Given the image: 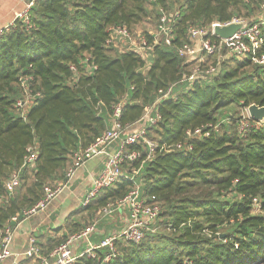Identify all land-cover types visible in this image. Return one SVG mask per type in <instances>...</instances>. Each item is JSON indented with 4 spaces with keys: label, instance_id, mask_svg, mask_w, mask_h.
<instances>
[{
    "label": "trees",
    "instance_id": "obj_1",
    "mask_svg": "<svg viewBox=\"0 0 264 264\" xmlns=\"http://www.w3.org/2000/svg\"><path fill=\"white\" fill-rule=\"evenodd\" d=\"M146 1L34 0L27 12L29 28L16 19L2 30L0 228L14 226L10 218L20 220L21 212L42 198L45 185L65 180L74 152L109 126L114 104L121 102L120 124H135L158 92L175 83L157 102L160 119L146 132V137L151 131L156 135L154 151L147 158L148 149L139 144L142 157L126 162L134 173L123 174L121 168L122 176L80 207L100 209L137 187L141 197L155 196L156 223L167 232L156 230L155 223L138 243L117 241V255L110 260L102 262L105 250L95 249L94 258L84 255L75 264H264V121L239 133L240 117L221 113L233 104L264 106V62L253 61L264 56V22L263 44L254 56L229 57L233 66L211 79L178 83L187 62L176 52L189 25L241 18V8L249 15L259 12L261 0H183L171 44L154 45L147 65L131 49L110 54L108 27L129 29L147 15ZM145 37L151 42L153 35ZM70 64L78 71L76 82ZM25 77L30 78L27 93L20 84ZM26 96L29 102L19 107ZM196 128H202L201 135L189 136ZM28 148L36 153L33 166L21 168ZM17 171L18 185L9 194L6 182ZM253 198L259 213L251 210ZM67 220L69 230L79 225L70 216ZM67 235L52 241L46 252L36 242L40 254L47 257Z\"/></svg>",
    "mask_w": 264,
    "mask_h": 264
},
{
    "label": "built area",
    "instance_id": "obj_2",
    "mask_svg": "<svg viewBox=\"0 0 264 264\" xmlns=\"http://www.w3.org/2000/svg\"><path fill=\"white\" fill-rule=\"evenodd\" d=\"M33 2L34 0H31L27 4V8L16 17V19H20L27 28L30 27L27 12ZM259 6L264 12V0L260 1ZM176 17L177 14L174 16H167L161 11L157 25V30L161 34V38L158 40L156 36L153 35L151 42H148L145 36H140L137 43H135L131 38L130 30L126 26L111 25L107 29L108 34L105 44L117 46V39L127 40L128 42L124 49H131L146 60V57L149 56L154 45L162 43L168 46L171 44L172 28ZM262 22H264V17L252 23H248L241 18L233 17L231 20L223 23L212 21L204 26L189 25L186 29L187 40L176 48V52L179 57L184 58L187 62L193 59H197L199 62H205L207 57L213 56L220 50H224L229 57L237 60H241L249 54L254 56L263 44L260 28ZM230 24H242L243 26L227 38L215 34L216 27H225ZM7 28L8 26L0 28V34L3 29L7 30ZM260 58L257 59H260V62H264V56ZM88 68L95 69V66L91 65ZM69 70L72 73L73 81L76 82L78 80L76 66L70 64ZM217 74L216 67L209 65L200 71L198 76L195 72L190 75L182 74L178 83L191 82L197 79L208 80ZM29 79V77H25L20 82L25 93H27L28 90L26 82ZM174 85L175 83L170 85L167 90H160L158 92L161 95L155 100L154 105L147 107L141 119L136 122L139 127H133L134 124H120L118 118L120 116L121 102L114 104L111 108L112 113L110 115L109 126L90 146L78 149L74 152L72 164L65 172V180L54 182L53 185H45L43 187L42 198L30 208L24 209L21 212L22 218L20 220L14 216L10 218V222L18 224L20 221L43 211L61 191L69 186V181L76 169L81 167L89 159L104 156L102 167L94 176L91 187L86 192L83 199V205L94 198L99 190L109 187L122 176L121 168L123 163L134 162L142 157V151L137 148L139 144H142L148 149V158L156 148V144L146 138L147 129L156 124L160 119L156 111V104L161 98L171 93ZM28 102L29 97L26 96L25 101L18 100L17 105L19 107H24ZM95 109L97 111L101 110L99 103H97ZM243 109V113L238 121L239 133H244L249 127H258V125L263 122L253 121L248 114L247 107ZM201 132L202 128H196L192 132L187 133L189 136H199ZM204 134L207 136L208 131ZM169 147L171 146H166V148ZM175 147L179 149L181 144H177ZM35 156V150L33 148H28L27 154L23 158L21 168L32 167ZM18 173L19 171L13 172L6 182V189L9 194L12 193L14 188L18 185ZM4 197L5 196H0V201L3 200ZM252 206L260 210L259 202L255 198L252 199ZM117 210H123L126 214L123 226L118 232L102 238L95 245H90L89 237L95 233V226L92 224L79 234L72 235L63 243L58 244L50 254L51 261L49 264H75L77 258L84 255L94 258L93 251L95 249L105 250L106 253L102 262L110 260L117 255V241L124 240L131 243H138L144 238L147 232L155 229V223L160 213V204L156 201L155 196L146 198L141 197L138 188L135 187L125 197L116 201L114 205L107 203L102 206L98 212L102 217H111L113 212ZM12 234L13 226L4 225L0 228V263L12 255L10 250ZM81 242H85L86 245L88 244V248L82 250L80 253H76L74 249L76 245ZM23 256L26 258L40 256L34 237H29L28 246L23 252ZM14 264L19 263L15 262Z\"/></svg>",
    "mask_w": 264,
    "mask_h": 264
},
{
    "label": "crops",
    "instance_id": "obj_3",
    "mask_svg": "<svg viewBox=\"0 0 264 264\" xmlns=\"http://www.w3.org/2000/svg\"><path fill=\"white\" fill-rule=\"evenodd\" d=\"M30 1L0 0V28L11 25L16 17L27 8ZM133 127L139 126L135 123ZM103 161L104 156L87 160L81 167L76 169L69 181V186L61 191L43 211L15 224L10 244L12 255L0 264H14L15 262L19 264H49L51 261L50 254L55 247L49 251L47 257L41 254L39 257L26 258L23 256V252L28 246L29 237H34L42 250L46 252L52 241L60 238L63 234H68L69 220H67V217L76 211L80 205H83L85 194L90 189L92 180L102 167ZM86 212L80 210L77 215H84ZM71 215L70 219L73 221L75 216ZM125 215L123 210H117L116 214L112 215V218H110L113 226L110 230L112 233L116 232V228H122ZM98 233H101V229L98 231L95 229L94 235ZM97 243L90 241V245ZM81 244L83 245L80 246ZM80 248L84 250L88 248V244L86 245L85 242L78 243L74 249L75 252L80 253L82 251H80Z\"/></svg>",
    "mask_w": 264,
    "mask_h": 264
},
{
    "label": "rangeland",
    "instance_id": "obj_4",
    "mask_svg": "<svg viewBox=\"0 0 264 264\" xmlns=\"http://www.w3.org/2000/svg\"><path fill=\"white\" fill-rule=\"evenodd\" d=\"M182 1L183 0H164L163 4H158L157 0H150L148 2L146 1L144 5L146 7L147 15L144 16L139 22L134 23L129 26L132 40L135 43H137L138 38L140 36H145V35H150V34L156 36V38L159 40L161 38V34L157 30L158 12H159V15H160V12L162 11L167 16H174L175 14H177V11L179 9V6L182 4ZM256 11L257 10H255L252 14L249 15V13H247L245 9L241 8L239 10L241 18L244 19L246 22H249L250 20H258L264 17V12L262 10H259V12L258 11L256 12ZM127 42H128L127 40L117 39V44H116L117 46H111L112 50L110 54H114V52L116 51L117 52L122 51ZM228 58L229 56L227 55V53L224 50H220L213 56L207 57L205 59V62H199L197 59H193L191 61L189 60L188 62L186 61L187 63H186V67L183 70V74L190 75L195 72L197 73V76H198L199 72L209 65L216 67L217 72H218L226 68L227 66H233V62H231L230 59ZM260 59H255L253 61L257 64H261L263 62H260ZM146 60H147L146 61V65H147L150 62V55L146 57ZM146 69H147V66H144L142 69V72H145ZM243 110L244 109L242 107H239L233 104L227 107L226 109H224L221 113H226L227 116H232L233 118H239L242 115ZM146 138L150 140L151 142H153L154 144H156L155 142L156 135L154 134V132L151 131V133H149ZM122 173L128 174V173H134V171L130 169V166L128 165V163H126V164H123L122 166ZM20 185H21V182H20ZM230 196H231L230 194H227V197H230ZM115 202H116L115 200H109L107 203H111L114 205ZM84 205H80V207L82 208ZM80 207L76 211L71 213L75 216L74 220L79 225L75 227L71 226L70 230L68 231V235H67L68 237L79 234L80 232H82L87 227L91 226L92 224H94L95 229L97 231L101 229V233L100 234L98 233L96 235L94 234L91 235L89 237V241L99 242L102 238L113 234L112 231H110L113 228L112 223L110 221L111 220L110 218H112V216L102 217L101 214H99L98 212L99 208L92 209L90 211H87L84 215L79 216L77 214H79L80 212ZM251 210L254 213L261 212V210H257L253 206ZM116 212L117 211L113 212V215H115ZM71 214L69 216H71ZM118 229L120 228H116V232H118ZM156 230L160 232H167L166 230H164L162 222L156 223ZM82 245L83 244H81L80 246ZM81 250L82 249L80 248V251Z\"/></svg>",
    "mask_w": 264,
    "mask_h": 264
},
{
    "label": "water",
    "instance_id": "obj_5",
    "mask_svg": "<svg viewBox=\"0 0 264 264\" xmlns=\"http://www.w3.org/2000/svg\"><path fill=\"white\" fill-rule=\"evenodd\" d=\"M243 25L242 24H230L225 27H216L215 34L219 35L220 37L227 38L230 37L234 32L240 29ZM248 114L250 118L255 122H262L264 121V106H256L254 104L247 107Z\"/></svg>",
    "mask_w": 264,
    "mask_h": 264
}]
</instances>
